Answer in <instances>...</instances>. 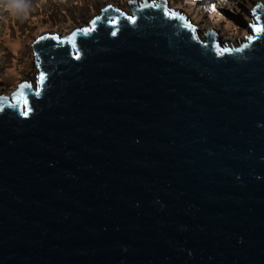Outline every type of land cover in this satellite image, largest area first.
<instances>
[{"label":"water","instance_id":"water-1","mask_svg":"<svg viewBox=\"0 0 264 264\" xmlns=\"http://www.w3.org/2000/svg\"><path fill=\"white\" fill-rule=\"evenodd\" d=\"M155 4L32 44L28 115L19 85L0 110V264H264V33L223 45Z\"/></svg>","mask_w":264,"mask_h":264},{"label":"rangeland","instance_id":"rangeland-1","mask_svg":"<svg viewBox=\"0 0 264 264\" xmlns=\"http://www.w3.org/2000/svg\"><path fill=\"white\" fill-rule=\"evenodd\" d=\"M132 0H27L26 14L13 15L0 0V94L8 95L22 82L37 80L32 44L41 37L55 34L65 38L74 27H87L89 21L112 6L131 14ZM141 1V0H140ZM167 6L183 13L204 33L214 31L221 44L231 46L252 35L254 20L251 9L264 0H166ZM215 4L217 11L211 12ZM51 34V35H50ZM200 40L207 38L199 29ZM232 43V44H231ZM13 103V101H11Z\"/></svg>","mask_w":264,"mask_h":264},{"label":"snow or ice","instance_id":"snow-or-ice-1","mask_svg":"<svg viewBox=\"0 0 264 264\" xmlns=\"http://www.w3.org/2000/svg\"><path fill=\"white\" fill-rule=\"evenodd\" d=\"M132 2H135V0H132ZM144 7H148L149 5L147 3H145L143 5ZM152 6H156V7H159V5H156L155 4V0H153V5ZM111 7V6H109ZM257 9H264V3H257L256 6L254 8L251 9L252 11V14L254 15L255 17V21L254 23H252L250 25V27L253 29L254 31V35H249L247 36V40L248 41H252L254 39L257 38V35L260 34V33H264V24H260L259 21H260V15L257 14ZM210 11L211 12H216L217 11V8H216V5L213 4L210 6ZM172 15H179L178 13H175V12H172ZM101 17H96L95 19H93L91 21V26L88 27V28H81V29H78L76 31H74L70 37H67L66 39H69V40H73L75 39L77 33L79 34H84L86 35L87 33L93 31L95 29V26H96V23L98 20H100ZM128 19L130 21H133L134 22V18L133 17H128ZM117 21L115 20H112L110 21V23H116ZM191 26V25H190ZM114 34V33H113ZM45 37H41V39H44ZM56 40H61V38L59 36H55L54 37ZM217 47H219V45H217ZM248 47V44H243L242 45V48H246ZM242 48H239V49H229V48H220V52L221 54H223L224 52H227V51H241ZM78 58V57H77ZM45 80V73L41 72L40 75H39V83L42 84V82ZM25 89H28V90H32V85L27 83V82H24V83H21L19 85V87L17 88V91L15 93H13V97L14 98H19V97H25V100H24V104H25V109H24V112L23 114L24 115H28V107H27V99H26V93H25ZM36 95H39V92L37 91L35 93ZM9 99V97L7 96H0V110H3V102L7 101Z\"/></svg>","mask_w":264,"mask_h":264},{"label":"clouds","instance_id":"clouds-1","mask_svg":"<svg viewBox=\"0 0 264 264\" xmlns=\"http://www.w3.org/2000/svg\"><path fill=\"white\" fill-rule=\"evenodd\" d=\"M261 2V1H260ZM6 9L10 10L13 15H23L26 14L29 4L27 0H7L3 5ZM228 45V44H227ZM232 46V45H231ZM34 53V52H33ZM32 80V79H31ZM36 82V81H35ZM34 82V83H35ZM13 93V92H12ZM12 93L8 94L7 97H10ZM4 94H0L2 96ZM6 96V95H5Z\"/></svg>","mask_w":264,"mask_h":264}]
</instances>
